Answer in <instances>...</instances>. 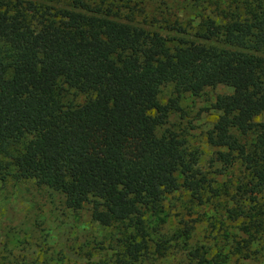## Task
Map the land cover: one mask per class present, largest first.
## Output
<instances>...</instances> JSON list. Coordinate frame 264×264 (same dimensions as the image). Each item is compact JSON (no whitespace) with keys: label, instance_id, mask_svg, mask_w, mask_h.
I'll list each match as a JSON object with an SVG mask.
<instances>
[{"label":"trees","instance_id":"trees-1","mask_svg":"<svg viewBox=\"0 0 264 264\" xmlns=\"http://www.w3.org/2000/svg\"><path fill=\"white\" fill-rule=\"evenodd\" d=\"M206 2L213 11L189 33L164 0L158 17L147 0H0V183L32 179L73 211L91 204L116 230L94 264H138L152 244L163 256L180 238L194 264H244L264 251L239 240L191 247V226L165 237L149 218L173 193L192 205L218 196L204 200L207 177L185 141L159 130L183 95L225 85L207 140L244 166L237 192L254 193L229 216L246 218L251 239L264 224V0Z\"/></svg>","mask_w":264,"mask_h":264},{"label":"rangeland","instance_id":"rangeland-1","mask_svg":"<svg viewBox=\"0 0 264 264\" xmlns=\"http://www.w3.org/2000/svg\"><path fill=\"white\" fill-rule=\"evenodd\" d=\"M164 1L178 15L179 21L186 23L189 33L192 30L188 25L197 23L201 14L213 11L206 6L207 0H203V10L194 0ZM159 2L147 0L144 12L158 17ZM169 91L167 88L165 93ZM231 91L228 86L217 85L205 88L198 96L183 95L179 109L171 112L159 130L172 129L185 141L186 150L195 158L196 167L207 177L204 200L214 193L218 196L201 205L194 200L192 205L189 193L170 194L162 211L149 216L151 225L165 237L191 226V247L209 243L212 251L216 249L215 242L223 244L239 240L253 247L264 244V224L251 239L240 229L246 218L229 216L237 204L241 203L247 209L254 203L250 200L254 193L240 195L236 190L238 184L248 180L244 166L237 159L222 156L221 153L227 150L214 147L207 140L218 114L212 104L217 95ZM257 202L264 206V190L257 194ZM115 233V229L104 228L98 223L91 204L73 211L65 206L59 192L32 179L19 180L11 175L0 183V264H94L109 247L108 241ZM183 240L174 239L167 243L163 256L152 244L151 257L138 264H194L187 256ZM260 254L244 264H264V251Z\"/></svg>","mask_w":264,"mask_h":264}]
</instances>
